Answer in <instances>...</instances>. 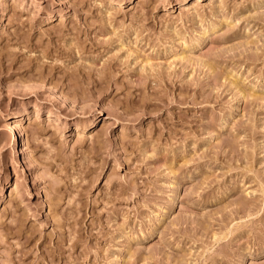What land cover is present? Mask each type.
<instances>
[{
  "label": "rangeland",
  "instance_id": "obj_1",
  "mask_svg": "<svg viewBox=\"0 0 264 264\" xmlns=\"http://www.w3.org/2000/svg\"><path fill=\"white\" fill-rule=\"evenodd\" d=\"M0 264H264V0H0Z\"/></svg>",
  "mask_w": 264,
  "mask_h": 264
},
{
  "label": "bare ground",
  "instance_id": "obj_2",
  "mask_svg": "<svg viewBox=\"0 0 264 264\" xmlns=\"http://www.w3.org/2000/svg\"><path fill=\"white\" fill-rule=\"evenodd\" d=\"M14 114H12V116H13ZM16 117V116H15ZM13 118V117H12ZM13 120V119H12ZM9 123V122H8ZM11 123V122H10ZM11 125V124H10ZM8 128H9V126H7ZM11 128V127H10ZM11 132H12V130H11Z\"/></svg>",
  "mask_w": 264,
  "mask_h": 264
}]
</instances>
